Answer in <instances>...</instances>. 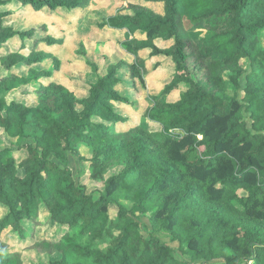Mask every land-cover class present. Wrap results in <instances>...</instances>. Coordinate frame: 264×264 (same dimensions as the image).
I'll return each instance as SVG.
<instances>
[{
	"label": "trees",
	"instance_id": "1",
	"mask_svg": "<svg viewBox=\"0 0 264 264\" xmlns=\"http://www.w3.org/2000/svg\"><path fill=\"white\" fill-rule=\"evenodd\" d=\"M123 1L125 7L107 18L99 12L95 17L98 29L122 32L120 47L132 60L110 64L85 97L53 82L59 61L35 52L36 46L28 56L16 50L0 57V92L11 97L0 124L7 134L14 127L29 133L26 144L0 150V207L6 210L0 264H23L22 252L1 236L10 230L26 239V224L37 226L45 210L64 230L33 243L42 254L59 255L48 264H264V0ZM12 2L34 11L95 4L0 0V49L31 34L3 26L10 14L3 7ZM149 4L159 5L161 14ZM184 16L192 29L212 35H186ZM138 31L143 40L134 38ZM162 41L172 44L161 50ZM144 51L169 58L174 74L160 94L149 97L139 123L119 131L116 124L128 119L114 104L133 105L115 89L119 70L127 67L130 79L144 87ZM46 60L52 70L34 68ZM20 66L27 68L23 76L13 72ZM180 87L179 99L169 102ZM18 149L26 152L19 162L13 157ZM70 156L80 163L76 178L67 166ZM85 173L97 188L80 183Z\"/></svg>",
	"mask_w": 264,
	"mask_h": 264
},
{
	"label": "rangeland",
	"instance_id": "2",
	"mask_svg": "<svg viewBox=\"0 0 264 264\" xmlns=\"http://www.w3.org/2000/svg\"><path fill=\"white\" fill-rule=\"evenodd\" d=\"M111 1L117 4H111L112 6H110ZM119 5L125 7V2L123 0H95L94 5H89L82 9H57L50 11L47 8H43L40 11H34L28 5L22 6L18 2L9 3L3 7L4 10L10 12L4 18L3 26L12 28L16 32H30L31 34H28L23 39L15 37L6 42L0 49V57L16 50L21 55L28 56L33 51L31 49L36 46L35 52L50 53L59 61L58 70L53 72V82L63 85L77 98L85 97L90 84L95 81L97 76H104L110 64H115L122 60L130 64L132 60L124 54L120 47L121 42L125 38L122 32L108 28L100 30L97 26L98 19L95 17V12H99L102 18H107L114 13ZM147 7L157 14H161L162 12L159 5L149 4ZM183 30L186 35L194 33L198 38H208L212 35L202 29H192L189 16H184ZM45 38L61 39L62 43L45 44ZM134 38L143 40L145 36L138 31L135 33ZM171 44V41H162L158 42L157 46L162 50ZM260 45L264 48V34L260 37ZM139 57L146 62L144 87L140 85L139 81L130 79L127 67L119 70L121 83L115 89H117L120 95L128 98L131 104L133 103V105L128 106L119 103L114 104V110L120 116L128 119L127 123L116 124V129L119 131L127 130L130 126L139 123L142 114L148 107L149 97L160 94L164 89L163 87L174 74V64L167 57H152L147 51L141 52ZM247 63L246 60H242L241 66L246 68ZM53 65L50 60H46L42 64L34 66V68L39 71H47L49 69L52 70ZM13 72L18 76H23L26 74L27 68L20 66ZM223 76L227 80L228 73H224ZM227 87L229 89L228 96H232L234 88L228 82ZM183 91L184 89L180 87L178 90L170 93L167 100L169 102L177 101ZM18 100L28 106L34 105L29 96H20ZM10 101V93L1 91L0 112H4L5 106ZM153 128L155 131L159 130L155 126ZM17 131L18 128L14 127L11 129V134H7L0 124V150L11 148L13 145L26 144L22 143V139L28 137L29 133L24 132L20 135ZM13 157L19 162L26 157V152L23 149H18L13 153ZM79 164V160L75 157H68L67 166L75 178L81 171ZM79 181L89 191L97 188L93 182L87 179L86 173ZM5 213L6 210L0 207V218ZM39 220L40 222L37 226L33 223L26 224L29 236L24 240L18 239L17 235L12 234L10 230L5 231L1 236L8 243L10 249L22 252L23 264H48L50 261L59 258V255L48 256L33 249L32 246L35 241L56 239L64 231L50 222L46 210L42 211ZM161 238L165 242L169 240L168 236L165 235H161ZM184 251L186 254H183L184 257L190 261L192 253L188 248H185Z\"/></svg>",
	"mask_w": 264,
	"mask_h": 264
}]
</instances>
